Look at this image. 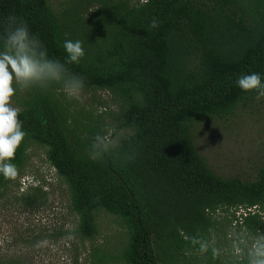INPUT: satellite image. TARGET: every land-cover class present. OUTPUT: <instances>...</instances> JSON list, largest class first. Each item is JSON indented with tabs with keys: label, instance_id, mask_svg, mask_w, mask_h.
Masks as SVG:
<instances>
[{
	"label": "trees",
	"instance_id": "trees-1",
	"mask_svg": "<svg viewBox=\"0 0 264 264\" xmlns=\"http://www.w3.org/2000/svg\"><path fill=\"white\" fill-rule=\"evenodd\" d=\"M96 1L99 9L83 17L82 1L59 15L49 0H0V36L9 16L22 17L49 58L61 62L63 41H82L84 57L67 67L85 78L84 88L121 96L125 107L115 128L136 132L94 160L79 150L90 151L105 131L94 125L74 142L68 110L52 90L62 84L34 86L20 108L26 136L12 162L18 170L25 165L32 141L46 147L68 187L81 236L97 235L101 210L122 219L121 250L114 256L96 250L95 264H184L187 253H199L185 236L211 242L218 223L212 213L219 209L245 210L227 220L230 227L236 220L243 234H264V162L252 179L221 176L192 135L195 122L230 114L256 95L235 81L252 72L264 80V11L254 15L244 0ZM256 4L264 7V0ZM12 181L0 174V189ZM8 191L0 190V198ZM9 262L0 256V264ZM204 264H232V258L227 253Z\"/></svg>",
	"mask_w": 264,
	"mask_h": 264
},
{
	"label": "rangeland",
	"instance_id": "rangeland-1",
	"mask_svg": "<svg viewBox=\"0 0 264 264\" xmlns=\"http://www.w3.org/2000/svg\"><path fill=\"white\" fill-rule=\"evenodd\" d=\"M73 1L49 0V3L63 15L70 10ZM79 1L83 2V17L95 13L100 6L96 0H76ZM244 1L254 15L260 16L264 11L263 6L256 4L258 0ZM30 89H18L12 98L13 106L22 108ZM52 90L68 110L74 142L86 137L94 125L105 132L115 129V146L122 136H132L136 132L134 127L115 128L125 107L116 93L85 87L78 97L69 98L62 85ZM192 135L195 146L217 174L254 178L264 162V98L257 100L256 95L252 96L239 103L230 114L195 122ZM79 151L90 155L89 150ZM0 190H9L0 198V256L11 259L6 264H95L96 250L114 256L126 241L127 228L122 219L103 210L96 215L99 231L94 238L78 233V219L72 209L68 187L49 163L46 147L37 142H30L25 165L13 181ZM25 196L29 202L24 200ZM244 212L243 209H219L212 213L218 221L211 238L215 247L230 251L232 241L243 231L238 230L236 220L231 227L227 220L232 219L234 213L239 216ZM154 239V248L160 252ZM209 258L212 257L207 253H187L184 264H204ZM107 264L123 263L113 260Z\"/></svg>",
	"mask_w": 264,
	"mask_h": 264
},
{
	"label": "clouds",
	"instance_id": "clouds-1",
	"mask_svg": "<svg viewBox=\"0 0 264 264\" xmlns=\"http://www.w3.org/2000/svg\"><path fill=\"white\" fill-rule=\"evenodd\" d=\"M142 2L146 3L147 0ZM151 26H158L155 18ZM4 32L0 36V174L6 180H14L18 168L12 161L26 132L22 130L23 123L19 118L21 109L13 106L12 98L18 89L34 86L47 88L53 83L62 84L63 92L69 98L78 97L85 86V78L72 73L67 65L80 63L85 50L82 41L66 39L63 41L65 60L61 62L49 58L47 49L38 35L31 32L27 21L15 15L8 17ZM235 84L245 92L255 91L257 100L264 98V80L260 73L240 74ZM114 135L115 129H109L94 136L90 148L92 159L102 157L115 146ZM185 239H190L193 246H198L200 253L211 250L213 259L228 252L232 264H264V234H242L232 241L230 251L217 248L200 236H185Z\"/></svg>",
	"mask_w": 264,
	"mask_h": 264
}]
</instances>
